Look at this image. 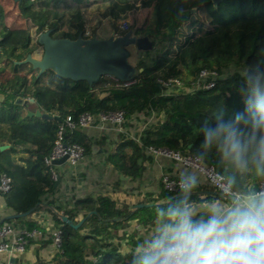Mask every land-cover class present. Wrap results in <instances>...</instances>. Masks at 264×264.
Instances as JSON below:
<instances>
[{
	"label": "trees",
	"instance_id": "16d2710c",
	"mask_svg": "<svg viewBox=\"0 0 264 264\" xmlns=\"http://www.w3.org/2000/svg\"><path fill=\"white\" fill-rule=\"evenodd\" d=\"M118 23H128L126 31ZM0 27V148L6 146L17 157L15 173L0 163V175L11 180L10 192L3 196L6 202L17 178L23 180L18 205L12 207L16 214L34 212L43 196L56 192L43 157L51 151L62 120L70 116L77 121L85 112L95 121L114 112L124 118L155 114L138 141L120 136L107 147V164L128 180L144 171L140 163L145 149L157 147L200 158L238 196L259 191L264 174L238 171L222 158L217 144L206 148L203 141L206 129L245 113L243 72L264 69V0H0ZM43 32L52 40L70 41L103 39L99 32H132L146 37L152 48L141 53L140 72L131 81L103 76L88 86L50 70L39 74L26 61L38 49L37 37ZM201 71L216 74L213 86L191 90ZM168 80L179 84L167 88L175 95L158 96L166 90L160 82ZM18 98L33 100L41 113L59 121L22 116ZM240 126L244 128L243 121ZM63 138L82 147L84 155L99 144L80 129L65 131ZM187 193L163 190L158 199L147 201L151 206L141 208L116 207L106 196L76 199L71 207L52 206L54 222L60 225L59 249L50 261L37 259L34 264H137L145 242L132 224L147 229L166 222L168 209L192 201ZM80 212L82 218L90 216L77 228L58 217L76 224ZM5 222L10 221L0 224Z\"/></svg>",
	"mask_w": 264,
	"mask_h": 264
},
{
	"label": "clouds",
	"instance_id": "9594fccd",
	"mask_svg": "<svg viewBox=\"0 0 264 264\" xmlns=\"http://www.w3.org/2000/svg\"><path fill=\"white\" fill-rule=\"evenodd\" d=\"M243 76L245 113L206 129L203 145L217 144L238 171L264 174V69H245ZM165 215L137 264H264V192L232 196L227 208L213 206L206 219L194 218L183 200Z\"/></svg>",
	"mask_w": 264,
	"mask_h": 264
},
{
	"label": "crops",
	"instance_id": "0c3cea01",
	"mask_svg": "<svg viewBox=\"0 0 264 264\" xmlns=\"http://www.w3.org/2000/svg\"><path fill=\"white\" fill-rule=\"evenodd\" d=\"M25 114L23 111L22 116ZM144 129L143 116L125 118L120 128L118 125L95 121L92 126L80 129L87 137L97 139L99 144L93 145L92 147H96L94 152L85 154L77 163L71 164L66 161L55 166L57 177H59L56 192L53 195L43 196L39 208L34 212L10 220L16 229L40 232L42 238H29L22 252L7 251L0 253V264H34L37 259L48 262L54 257L58 249L52 245L50 236L59 229L60 225L54 222L51 213L52 206L71 207L76 199L84 197L94 199L97 196L108 197L115 203L116 207L148 205L147 201L156 200L160 197L163 191L160 181L164 175L174 180L183 181L186 185H191L187 188V196L192 198L188 206L191 208L194 218L203 217L206 219L213 206L227 208L231 204L229 199L215 195L218 192L214 189L211 190V187L199 173L162 156L149 157L145 155V159L140 163L144 171L134 180H128L118 175L105 160L107 147L112 142L117 141L120 136L136 140L141 136ZM0 151V163L11 173H15L17 157L13 158L7 152V147ZM193 179L194 184H192ZM118 180L122 181L119 185L117 184ZM23 184V180L17 178L15 188L8 195L7 202L0 195V223L6 221L8 216L18 215L12 207L18 205L23 192ZM48 202H51V205H47ZM81 219L83 218L80 212L75 220L80 221ZM134 225L136 224L133 223L131 228ZM160 225L157 223L147 229L141 228L139 234L143 241L146 242L151 239Z\"/></svg>",
	"mask_w": 264,
	"mask_h": 264
},
{
	"label": "built area",
	"instance_id": "2783aa9c",
	"mask_svg": "<svg viewBox=\"0 0 264 264\" xmlns=\"http://www.w3.org/2000/svg\"><path fill=\"white\" fill-rule=\"evenodd\" d=\"M216 74L214 72H207L201 71L199 74V78L197 83L192 87L191 90L196 89H209L213 86L214 80L216 78ZM208 79V81H206ZM163 87L166 88L165 91H161L158 96H170L175 95L174 92L169 91L167 88L170 85H179L176 80H168L167 82H160ZM142 116L141 114H134L133 117ZM155 119V114L150 111V113L144 117V128ZM97 121L103 124H114L122 125L125 121V118L121 112H114L107 115H99L97 117ZM95 118L85 112L82 113L77 121H74L70 116H66L60 125L58 126L56 132V138L54 140V144L52 146L51 151L45 157H43V163L45 167L50 171V176L52 180L57 179V173L53 169L54 161H58L64 157L67 158V162L71 164H75L81 160L84 156V150L82 147L76 144H69L64 141L63 135L65 131L69 130H76V129H85L90 127L94 124ZM121 130V129H120ZM140 137L136 139L139 140ZM144 154L149 157H157L162 156L173 160L175 162L181 163L183 166H186L197 173H199L206 183L214 189L219 194L230 198L232 196H238L237 193L232 191L230 188L229 182L218 174L215 169L211 166L205 165L202 160L193 155H181L179 153L170 151L166 148H157V147H148L145 149ZM161 187L162 190L169 192V193H176L185 190L186 183L180 180H174L167 176H163L161 178ZM11 188V180L6 175H0V195L4 196L10 192ZM264 192V181L259 183V191ZM134 230H140L141 226L136 224L133 226ZM42 238V233L37 231H29L27 229H16L12 222H5L0 224V253L7 252V251H14V252H22L26 246L27 240L29 238ZM51 243L54 245L56 249H59L60 245V230L57 229L53 232L50 236Z\"/></svg>",
	"mask_w": 264,
	"mask_h": 264
},
{
	"label": "water",
	"instance_id": "95a60500",
	"mask_svg": "<svg viewBox=\"0 0 264 264\" xmlns=\"http://www.w3.org/2000/svg\"><path fill=\"white\" fill-rule=\"evenodd\" d=\"M17 1V0H14ZM214 4H217L219 0H212ZM114 36L111 34L110 39H98L93 37L91 39H82L78 37L74 41L70 40H52L48 36L47 32H43L37 37V45L41 50V58L39 60H32V56L28 55L26 61H28L33 69H37L38 73H42L46 70L52 71L59 77L70 79L72 81H84L88 86H91L98 79L103 76H113L116 80L120 81H131L137 77L134 75V71L129 63H123L118 55L111 53L118 49L120 46L117 41L113 40L117 38L119 40H129V44L134 46L136 52V59H139L141 53L150 51L152 46L146 37H135L132 32H128L124 37ZM112 39V40H111ZM102 52L101 54H96ZM108 54V55H105ZM127 64V65H126ZM114 70L115 74H112ZM105 94H101L100 98L104 97ZM15 104L21 105L25 111V116L35 117L43 120L59 121L58 117L50 116L41 113L37 109V105L33 100H22L16 99ZM6 147H1L0 150ZM96 147H92L91 151L94 152ZM67 161L64 157L58 161H54L53 165L58 166ZM258 177V174H255ZM59 183V177H57L54 187L56 188ZM223 199L227 198L219 193L215 194ZM151 205H138V208L148 207ZM28 211L23 214L13 215L6 217V221L15 220L30 214ZM90 216L86 215L83 219L74 224L73 220H68L64 216H60V221L64 225H68L72 228H77L80 224Z\"/></svg>",
	"mask_w": 264,
	"mask_h": 264
},
{
	"label": "rangeland",
	"instance_id": "374dc122",
	"mask_svg": "<svg viewBox=\"0 0 264 264\" xmlns=\"http://www.w3.org/2000/svg\"><path fill=\"white\" fill-rule=\"evenodd\" d=\"M126 24H128V23H126ZM126 24L118 23L119 29L121 31H126ZM0 32H1V27H0ZM126 34L127 33L120 35L119 38L124 37ZM99 35L103 39H110V37H111V34L109 32H107V33L99 32ZM113 40L117 41V44L120 47L118 49L112 51L111 53L118 55L119 59L123 63H129L130 66L132 67V70L134 71V75H137L139 68L137 67L138 59H136V52H135L134 46L132 44H129L131 46H129V48H128V41L129 40H127V41L122 40V39L119 40L117 38H114ZM101 53L102 52H97L96 54H101ZM105 55H108V54H105ZM40 58H41V50H40V48H38V49H36V51L32 55V60H39ZM112 74H115L114 70L112 71ZM108 77L113 78V76H111V75ZM113 79H116V78H113Z\"/></svg>",
	"mask_w": 264,
	"mask_h": 264
}]
</instances>
